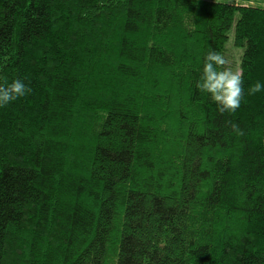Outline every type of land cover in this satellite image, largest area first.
<instances>
[{
	"label": "trees",
	"instance_id": "obj_1",
	"mask_svg": "<svg viewBox=\"0 0 264 264\" xmlns=\"http://www.w3.org/2000/svg\"><path fill=\"white\" fill-rule=\"evenodd\" d=\"M263 2L0 0V264H264Z\"/></svg>",
	"mask_w": 264,
	"mask_h": 264
},
{
	"label": "clouds",
	"instance_id": "obj_2",
	"mask_svg": "<svg viewBox=\"0 0 264 264\" xmlns=\"http://www.w3.org/2000/svg\"><path fill=\"white\" fill-rule=\"evenodd\" d=\"M225 57L216 50H209L203 56L202 68L196 81V89L207 93L215 103L217 111L235 112L244 98L243 78L239 70L221 67L226 65ZM264 90V83L257 80L248 88V94ZM31 91L24 79L19 77L0 83V107L15 101ZM233 128L239 131L233 124Z\"/></svg>",
	"mask_w": 264,
	"mask_h": 264
},
{
	"label": "rangeland",
	"instance_id": "obj_3",
	"mask_svg": "<svg viewBox=\"0 0 264 264\" xmlns=\"http://www.w3.org/2000/svg\"><path fill=\"white\" fill-rule=\"evenodd\" d=\"M235 2H238V1H240V0H234ZM263 5H264V2H263ZM232 53H233V50L231 51Z\"/></svg>",
	"mask_w": 264,
	"mask_h": 264
}]
</instances>
